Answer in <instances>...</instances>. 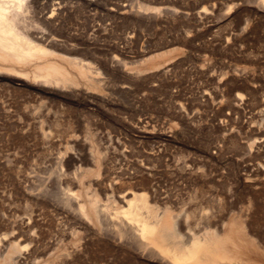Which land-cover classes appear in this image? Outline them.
I'll use <instances>...</instances> for the list:
<instances>
[{
	"label": "rangeland",
	"instance_id": "1",
	"mask_svg": "<svg viewBox=\"0 0 264 264\" xmlns=\"http://www.w3.org/2000/svg\"><path fill=\"white\" fill-rule=\"evenodd\" d=\"M122 1L118 18L106 17L103 10L94 6L89 8L92 5H82L84 10L82 8L80 12L72 14L73 17H66V21H69L68 31L74 35L61 39L64 46L66 44L69 48L65 46L66 49L62 43H59L58 47V44L48 42L56 47L52 48L57 49L55 54L59 57L74 49L70 56L67 55L69 58H80L79 60L85 62L83 56L87 57L90 62H86L98 69L91 68L88 76H80L76 69L71 67L74 71L70 68L67 58L60 59L54 54L44 57L51 61L49 57H53V61L65 65L68 70L70 68L69 71L75 74L72 75L77 80L73 87L34 86L28 79L15 75L6 77V74L5 77L3 75L4 82L0 80V262L55 264L56 261L63 262V258L68 255L63 263H58L130 264L131 260L120 248L119 256L106 253L105 250L102 252L106 255L98 257V252L105 247V244L98 242L99 228L94 222L91 225H87V222L80 223V216V222L78 218V221L74 219L76 225L81 224L82 227L76 226L73 217H77L76 210L79 206L74 204L77 200L82 201L86 203L87 210L92 211L90 201L93 202L97 198L98 203L102 204L101 207L108 203L118 204L117 207L109 205L113 210L107 209L110 212L116 211L115 208L118 209L121 205L116 198L115 202L113 197L129 189V183L134 182V178L136 182L145 176L137 165L138 161H141L147 167L150 165L147 169L149 174L152 171L150 178L156 179V186H159L161 193L166 196L167 202L165 199L161 202V210L165 206L164 202L170 204L179 219H184L180 220L184 225L183 232L185 227L188 236V232L203 234L207 230L215 229L229 231L232 223L240 221L244 224L247 237L253 240L247 248V259L232 264H264V133L260 132V128L264 129L263 16L256 15L259 14L256 7L251 6L248 0H243V4L241 0H237L240 3L235 0H148L152 4H145L146 0L142 3L141 0ZM122 3L130 5L133 9H136L138 4V9L144 7L146 11L151 10L148 13L153 17L158 15L157 12L159 15L161 13L154 7L161 8L163 12L155 18H151L149 14L151 19L148 15L145 19V16L141 17L140 12V16L137 15L135 10L124 11ZM203 5L208 9L206 11L203 7L206 14L200 11ZM230 5L234 6L231 11L236 17H229L231 20L225 19ZM209 10L213 12V16ZM241 12H244V15ZM220 14L224 15V21ZM198 17L201 20H198ZM258 18L263 21L259 22ZM216 23L220 25L217 26ZM247 23H250V30L245 27L248 31L244 28ZM216 29H219L218 32ZM239 30L240 33L243 30L247 33H239L236 36ZM191 35L196 38L193 39ZM60 44L67 51L61 50ZM75 46L82 53L78 52ZM242 50L243 53L240 52ZM238 92L243 94L242 99L237 98ZM50 132L52 136H48ZM43 134H47L49 141H46V135L42 136ZM49 152L50 154H47ZM51 152L55 155H51ZM69 152L77 153L76 155L80 152L79 159L81 155V158L83 157L79 160L80 164L75 163L77 167L70 165L72 170L59 162V157H63L59 154L66 156L71 154ZM91 152L94 154L92 159L89 158ZM86 153L90 154L86 157ZM36 156L41 159L37 160ZM51 159H54V164ZM89 159L91 160L87 161ZM46 161L47 165L52 166L45 165ZM30 165H34V168L30 169ZM62 166L65 171L70 169L68 173L71 172V175H74L72 171L79 167V177L78 181L64 179L67 185H70H63V181L62 188H58V185L52 182L55 179L52 177L57 178L63 172L57 174L59 167L63 169ZM131 166L134 167L131 169ZM28 168L35 169L36 174L33 170L32 174L37 175L36 185L43 182L42 188H51L49 190L46 187L52 195L47 194V197L50 196L52 201L27 195L23 183L24 174L31 173ZM42 174L44 177L46 175L45 179ZM116 175H119V179ZM128 176L130 177L127 178ZM109 179L118 183L114 184L113 189L107 190L105 186L110 182ZM51 184L54 187L56 185L57 189ZM70 186L74 189H69ZM65 189L67 192L71 190L73 195L77 193L74 196L69 195L71 199L68 203L76 208V216L70 205L64 206L62 202L60 205L62 198L59 195L61 191H66ZM77 196L80 198L76 199ZM53 200L59 201L62 210ZM41 206L43 213L39 209ZM48 208H52L55 213L52 211V215ZM79 210L81 213V209ZM28 213L35 214L36 220L32 221L31 229L37 232L31 230L32 233H29L23 223L28 221ZM39 213L42 218H37ZM57 218L60 220L56 221ZM57 223H60L59 227H56ZM61 224L71 227L73 225L77 229L75 228V231L72 227L71 231L70 227H61ZM54 229L58 233L53 231ZM29 234H32L31 237ZM57 234H61L62 238L60 235V238H57ZM38 235L41 242L37 239L38 242L33 241ZM28 238L33 242L29 241L30 244H27ZM56 238L58 242L54 241ZM34 248L37 250L34 251ZM24 251H32L31 257L34 260L30 257L29 263H24L21 259V255L26 253Z\"/></svg>",
	"mask_w": 264,
	"mask_h": 264
},
{
	"label": "bare ground",
	"instance_id": "2",
	"mask_svg": "<svg viewBox=\"0 0 264 264\" xmlns=\"http://www.w3.org/2000/svg\"><path fill=\"white\" fill-rule=\"evenodd\" d=\"M120 1V3H119ZM121 1L122 0H0V76L3 77L4 74H6V77H9L11 75H15V76H18L20 77L21 79L24 78V79H28L34 86H37V85H45V86H49V87H60V88H69V87H73V85L77 84V80L76 78L74 77L75 74L71 73L72 71H69L71 67H73L74 69H76L78 71V74L80 76H88L89 73H90V69L91 68H95V66L93 67L92 65L90 66L86 60H87V57L84 58L83 56V59H86L85 62L83 60H79L80 58H69L68 56L71 55V52L73 53V50L69 51L70 53L69 54H64V55H61L60 57H63V58H67L68 61L65 59V61H67V63H70V68L68 70V67H66L65 65L63 64H58L57 61H53V57H49L51 60H46V56L48 55H56L55 54V51L57 49L54 50V48L52 47H55L54 45L52 46V44H49L48 42L50 43H55V44H58V47H59V43H62L63 44V38L62 37H70L74 34H71L69 31V29L67 28V25H68V20L66 21V17L69 18V15L72 16V14L74 13H78L80 12V10L83 8V10L85 9V5L87 4L88 6L89 5H92V6H89L90 7H95L96 9H100V10H103L105 13H106V17L107 16H111L109 18H112V16H118L119 15V8H120V4H121ZM125 1V0H124ZM132 1V0H131ZM143 0H141V3H142ZM147 2H145V4H148L149 1L151 0H146ZM237 0H235L236 2ZM123 2V1H122ZM135 2V1H134ZM138 1H136L135 3H137ZM156 2V1H155ZM154 2V3H155ZM161 2V1H160ZM238 2V1H237ZM249 4L251 6H255L256 7V12H258L259 14L256 13V15H260V16H263L262 18L264 19V0H248ZM124 3H127V2H124ZM122 3V5L124 4ZM151 3V2H149ZM157 3V2H156ZM159 3V2H158ZM234 3V1H233ZM240 3V1L238 2ZM241 3L243 4V0H241ZM129 4V2H128ZM128 4H125L123 5V9L124 11H130L132 12L133 10H135V12H138L137 15L139 14L140 16V13H141V17L145 16V19H146V16L148 15V18H150V16H152L151 13H148V11H146L145 9H143L144 7H139L138 9V4H137V7L136 9H133V8H130ZM132 4V2L130 3ZM144 4V5H145ZM152 4V3H151ZM232 4V3H231ZM236 4V3H234ZM240 4V5H242ZM246 4V3H244ZM248 4V6H249ZM82 5H84V7H82ZM86 5V6H87ZM120 5V6H119ZM133 5V4H132ZM136 5V4H135ZM140 5V4H139ZM239 5V4H237ZM141 6V5H140ZM151 6V5H150ZM156 6V5H154ZM153 6V7H154ZM204 6L206 5H203L201 7V10L200 8H197L199 9L200 11H204ZM232 6V5H230ZM229 6V11L227 10V15L225 16V19H230L232 16H233V13L231 10H234V6L230 7ZM204 7V8H203ZM243 7V6H242ZM148 8V7H147ZM150 8V7H149ZM156 10H159L161 11L160 15H159V12L158 15L161 16L163 10H161L160 6L158 9V7H154ZM208 8V6H207ZM233 8V9H232ZM240 8V7H239ZM247 8V7H246ZM249 8V7H248ZM138 9V10H137ZM142 9V10H141ZM153 9V8H152ZM203 9V10H202ZM236 9V8H235ZM238 9V8H237ZM251 9V8H250ZM254 10V8H252ZM93 10V9H92ZM99 10V11H100ZM206 10V8H205ZM208 10V9H207ZM206 10V11H207ZM225 10V11H226ZM245 10V9H242V11ZM151 11V10H150ZM149 11V12H150ZM155 10H153L154 12ZM167 11V10H165ZM164 11V12H165ZM198 11V10H197ZM198 11V12H200ZM205 11V12H206ZM210 11V10H209ZM239 11H241L239 9ZM246 11V10H245ZM249 11V10H248ZM251 11V10H250ZM90 12V11H89ZM98 12V11H96ZM101 14L102 11H100ZM129 12V13H130ZM135 12H133V14H135ZM140 12V13H139ZM156 12V11H155ZM154 12V13H155ZM170 12V11H169ZM198 12L196 14H198ZM201 12V13H202ZM203 12V13H205ZM211 12V11H210ZM122 13V12H121ZM128 13V12H127ZM146 13V15H145ZM148 13V14H147ZM153 13V14H154ZM200 13L201 15V18H203L202 14ZM207 13V12H206ZM205 13V14H206ZM209 13V12H208ZM213 12H211V15L213 16L212 14ZM236 13V11H235ZM242 14L244 12H241ZM239 13V14H241ZM255 13V12H254ZM98 14V13H96ZM131 14V13H130ZM144 14V15H143ZM150 14V16H149ZM204 14V15H205ZM210 14V13H209ZM237 14V15H239ZM247 14V13H246ZM250 14V13H249ZM100 15V14H99ZM105 15V14H103ZM132 15V14H131ZM130 15V16H131ZM136 15V14H135ZM157 15V14H156ZM157 15V16H158ZM187 16H189V14L186 13ZM199 15V14H198ZM222 14H220L221 16ZM236 15V14H235ZM244 15V14H243ZM78 16V15H77ZM133 16V15H132ZM138 16V17H139ZM155 16V17H157ZM185 16V17H187ZM196 16V15H195ZM209 16V15H208ZM211 16V17H212ZM216 16V15H215ZM242 16V15H241ZM251 16V15H250ZM75 17V15H74ZM101 17H103L101 15ZM134 19L135 16H133ZM132 17V18H133ZM137 17V16H136ZM155 17H151V18H155ZM192 17V16H191ZM197 17V16H196ZM230 17V18H229ZM234 17V16H233ZM232 17V18H233ZM239 17V16H238ZM249 17V15H248ZM247 17V18H248ZM252 17H254L252 15ZM257 17V16H256ZM79 18V17H78ZM118 18V17H117ZM131 18V17H130ZM140 18V17H139ZM150 18V19H151ZM188 18V17H187ZM200 17H198L197 19L201 20ZM205 18V17H204ZM219 18V16H218ZM217 18V19H218ZM224 18V15H222L221 19ZM236 18V17H234ZM242 18H244L242 16ZM246 18V19H247ZM255 18V17H254ZM190 19V18H189ZM245 19V20H246ZM259 19V18H258ZM203 20V19H202ZM216 20V19H215ZM223 20V19H222ZM231 20V19H230ZM253 20V19H252ZM224 21V20H223ZM226 21V20H225ZM247 21V20H246ZM263 21V20H261ZM260 19H259V22H261ZM198 22V21H197ZM201 22V21H200ZM220 22V21H219ZM229 22V21H227ZM231 22V21H230ZM250 22V21H248ZM232 23V22H231ZM226 23L224 22L223 25H225ZM228 24V23H227ZM230 24V23H229ZM248 25H244V28L248 26H250L249 24L250 23H247ZM217 26H219L217 23H216ZM222 25V24H221ZM215 26V25H213ZM215 26V27H217ZM101 27V26H100ZM98 27V28H100ZM218 28V27H217ZM221 28V27H220ZM243 28V27H242ZM245 28L246 31H248V29ZM102 28H100L101 30ZM240 29V28H239ZM69 30V31H68ZM186 30V29H185ZM184 30V34L186 35L187 32ZM217 30V29H216ZM215 30V31H216ZM219 30V29H218ZM217 30V32H218ZM250 30V29H249ZM190 31V30H189ZM246 31L243 30V32L247 33ZM242 32V33H243ZM75 33V32H73ZM191 33V31L189 32ZM240 33V30L238 33H236V36L237 34ZM240 33V34H242ZM249 33V32H248ZM235 34V33H234ZM232 35V33H231ZM189 36V35H187ZM186 36V38H187ZM193 36V35H191ZM230 36V35H229ZM234 36V35H233ZM77 37V34L75 36V38ZM106 37V36H105ZM240 37V36H239ZM238 37V38H239ZM63 40H62V39ZM74 38V37H72ZM189 38V37H188ZM192 38V37H190ZM189 38V39H190ZM196 38L193 36V39ZM227 38H228V35H227ZM226 38V39H227ZM241 38V37H240ZM67 39V38H66ZM65 39V43H66V40ZM235 39V37L233 38ZM232 39V40H233ZM62 40V42H61ZM69 40V39H68ZM70 40H72L70 38ZM75 40V39H74ZM231 38H229L228 41H230ZM236 41V40H235ZM225 42V41H224ZM51 48H49V46H47L48 44ZM226 43V42H225ZM224 43V44H225ZM62 44H60L61 46V50L65 49L66 47L69 48V46H63L65 47H62ZM74 44V43H73ZM232 44V43H230ZM69 45V44H67ZM71 45V44H70ZM75 45V44H74ZM73 45V47H74ZM57 46V45H56ZM72 47V48H73ZM77 47V46H75ZM56 48V47H55ZM71 48V47H70ZM67 49V48H66ZM65 49V50H66ZM76 49V48H75ZM81 49V48H80ZM60 50V51H61ZM64 50V51H65ZM69 50V49H68ZM77 50L78 47H77ZM76 50V51H77ZM245 50V49H244ZM60 51H57V52H60ZM67 51V50H66ZM74 51V52H76ZM62 52V51H61ZM78 52H81V50H79ZM240 52H244L243 50L240 51ZM247 53V52H246ZM80 54V53H78ZM250 54H251V51H250ZM68 55V56H67ZM84 55V54H82ZM86 55V53H85ZM59 57V55H56V57ZM76 57V55H74ZM80 56V55H79ZM45 57V58H44ZM54 56V59L56 58ZM57 57V58H58ZM59 57V58H60ZM78 57V56H77ZM82 57V56H81ZM90 57V56H89ZM45 59V60H44ZM48 59V58H47ZM61 59V58H60ZM116 59V58H115ZM119 59V58H117ZM59 63H60V60H58ZM64 62V59L62 60ZM88 61V60H87ZM90 62V61H88ZM30 65H32L31 67H29ZM35 65V67H34ZM67 65V64H66ZM69 66V65H68ZM72 69V68H71ZM72 69V70H74ZM96 69V68H95ZM94 69V70H95ZM98 70V69H96ZM75 71V70H74ZM74 76H73V75ZM9 75V76H7ZM14 76V77H15ZM0 78V80L2 81L5 77L3 78ZM18 77H15V78H18ZM19 78V79H20ZM78 78V77H77ZM12 79V78H11ZM20 79V80H21ZM27 80V81H28ZM0 81V82H1ZM24 81V80H23ZM4 82V80L2 81ZM17 82V81H16ZM20 82V81H19ZM7 83V82H5ZM21 83V82H20ZM23 83V82H22ZM3 84V83H2ZM4 85V84H3ZM24 85V83H23ZM237 98L238 99H242L243 98V94L240 92H238L237 94ZM262 127V126H261ZM260 128V126H259ZM258 128V129H259ZM263 128H260V132L261 133H264L262 132ZM259 131V130H258ZM257 131V132H258ZM46 133V131H45ZM259 133V132H258ZM260 133V134H261ZM50 134V135H49ZM48 134V136H52V133L50 132ZM46 135V138L47 140L46 141H49L48 140V137H47V134ZM44 134L42 136H45ZM57 139V138H56ZM55 140V139H54ZM59 140V139H58ZM76 140V139H75ZM110 140V139H109ZM52 141V140H51ZM50 141V142H51ZM61 141V140H60ZM58 141V142H60ZM77 141V140H76ZM75 141V142H76ZM119 141V140H118ZM56 142V141H55ZM111 142V141H110ZM117 142V141H116ZM46 143V142H45ZM44 143V144H45ZM63 143V142H61ZM78 143V142H77ZM119 143V142H118ZM116 143V145L118 144ZM111 145V144H110ZM119 146V145H118ZM107 148V147H106ZM111 148V147H110ZM114 148V147H113ZM112 148V149H113ZM116 148V147H115ZM114 148V149H115ZM45 149V148H44ZM44 151V150H43ZM124 152V150H122ZM121 151V152H122ZM41 152V151H40ZM45 152V151H44ZM63 152V151H62ZM72 152V151H71ZM69 152V153H71ZM84 152V151H83ZM122 152V153H123ZM46 153V152H45ZM44 153V154H45ZM74 153V152H72ZM69 154V155H61L59 154L60 156H63V157H59V162L62 163L63 165L66 164L67 166H64V167H68L70 168V165H76L75 163L78 162L79 163V160L82 159L81 156H80V159L78 157V155L76 154ZM116 153V152H115ZM114 153V154H115ZM121 153V154H122ZM42 154V153H41ZM40 154V155H41ZM43 154V156H44ZM47 154H50L47 153ZM54 154V153H53ZM52 152H51V155H53ZM83 154V153H82ZM87 154L89 155L90 153H86V157H87ZM118 154V153H116ZM115 154V155H116ZM38 154V156H40ZM46 155V154H45ZM50 155V156H51ZM55 155V154H54ZM42 156V157H43ZM58 155H56L57 157ZM84 156V155H83ZM84 156V157H85ZM91 156H94V154H92L91 152V155L89 158L92 159ZM122 156V155H121ZM120 156V157H121ZM45 157V156H44ZM43 157V158H44ZM53 157V156H51ZM55 157V159H56ZM116 157V156H115ZM123 157V156H122ZM127 157V156H126ZM30 158V157H29ZM37 158V156H36ZM34 158V160L36 159ZM40 157L37 158V160L39 159ZM42 158V160H44ZM54 158V157H53ZM150 158V157H149ZM41 159V158H40ZM87 159V158H86ZM91 159L87 160V161H90ZM31 160V158H30ZM29 160V161H30ZM46 160V159H45ZM52 160V159H51ZM54 160V159H53ZM51 161L52 163L54 161ZM119 160V158H118ZM140 160V159H139ZM142 160V159H141ZM48 161V159H47ZM46 161V164L47 165V162ZM50 161V159H49ZM134 161V160H133ZM144 161V160H142ZM150 161V160H149ZM27 162V161H26ZM31 162V161H30ZM29 162V163H30ZM56 162V161H55ZM58 162V163H59ZM74 162V164L72 163ZM94 162V161H93ZM118 162V161H117ZM43 163V162H42ZM91 163V162H90ZM134 165L135 162H132ZM28 164V163H27ZM54 164V163H53ZM81 164H82V161H81ZM85 164V163H83ZM89 164V163H87ZM29 165V164H28ZM51 165V163H50ZM60 165V164H59ZM86 165V164H85ZM138 167L145 173V176L140 178V180H136L135 182V178H134V182H130V187L129 189L127 190H123V192H121L119 195H117V197H113L114 198V201L117 199V202L121 205L118 209L115 208L116 211H111L110 210H113V208H109L111 204H113V207L115 205V203H111V204H106L104 206L103 204V208L100 206L102 204H100L101 202L98 203V200L97 198H95L96 200L91 202L92 203V211L90 210H87V208L85 207L86 206V203L84 204V202L82 203V201L80 202L79 200L78 203L76 201L77 198H80L79 196H81V194L79 196L76 197L75 199V203L74 205H76L77 207L79 206L78 210H76L75 207H72L71 206V203H69L70 201V197L69 195H73L71 194V190L67 192L66 191H61L59 197L62 198V200L60 201V205H61V202L62 204L65 205H70V209H75L76 211H78L77 213V217H73L76 218V220L78 221L79 217H81L82 219V222H80L81 220L79 219V222L80 223H85L87 222V225H91L93 224H96L98 226V235H99V238H98V242L101 243V245H104L105 244V247L102 248L101 251L98 252V257H103L106 255V253L110 252L116 256H119V248L121 251L124 252V254L131 260L130 261V264H232V263H235V262H238V261H244L245 259H247L246 257V254H247V248L249 247V245L252 244V240L251 238L247 237V235L245 234L244 232V224H242L240 221V223H236V221L234 223H232L231 225V229L229 231H224V230H219V229H215V230H207L205 233L203 234H194V233H190V236H188V234H186V228L185 227L184 231L186 232H183V229L182 227L184 226L182 224V219L180 218L179 219V215H177L176 213L173 212V210L171 209L170 207V204L168 203H165V206L166 208H160V204L161 202L165 201V194L163 195V193H161L160 191V187L156 186V183L154 182L155 180L152 179V177L150 178V174L148 173V168L150 165H148V167L146 166L145 163L141 162V161H138ZM37 166V165H36ZM42 165H40V168ZM44 166V165H43ZM49 166V164L47 165ZM52 166V165H51ZM49 166V167H51ZM58 166V165H56ZM78 165H76L77 167ZM88 166V165H86ZM34 168V165L31 166L30 165V169L31 168ZM48 167V168H49ZM62 166V170L60 169V167L58 168V172L57 174H59V172H62L59 174V176L56 178V177H52V178H55L53 179L52 182L56 183V185H58V188H60L61 186L63 185H67V182L64 181V179H69V180H77L78 177H79V167L76 168L74 171H72V173L74 175H71V172L68 173L69 170H64V168ZM132 167L134 166H131V169ZM27 168V166H26ZM53 168V167H52ZM56 168V167H54ZM83 168V167H82ZM29 169V168H28ZM29 169V170H30ZM36 169V167H35ZM35 169L33 170V173L36 174L34 171ZM39 169V165H38V168ZM46 169V167H45ZM45 169H42L45 171ZM60 169V171H59ZM130 169V168H129ZM134 169V168H133ZM137 169V168H136ZM32 170L31 173H27V174H24L25 177H24V183H23V187H24V190L25 192L27 193V195H34L36 196L37 198H47L49 199L50 201L51 198L50 196L51 193L48 192L47 189H51L48 187L46 189L45 188H42L41 186V182L39 185H36V179H37V175H33L32 174ZM47 170H52V169H47ZM72 170V169H71ZM84 170V169H83ZM82 170V171H83ZM86 170V169H85ZM54 172H56L55 170H53ZM122 171V170H121ZM125 171V169H124ZM122 171V172H124ZM150 171V169H149ZM261 170H259L260 172ZM40 172H42L40 170ZM121 172V174H122ZM126 172V171H125ZM130 172V171H129ZM127 171V173H129ZM142 172V174H143ZM25 173V172H24ZM46 173V172H45ZM81 173V171H80ZM108 173V172H107ZM110 173V172H109ZM113 173V171H112ZM114 173L116 174V171L114 170ZM133 173V172H131ZM130 173V175H131ZM261 173V172H260ZM39 174V173H38ZM119 174V173H118ZM23 175V176H24ZM135 175V174H134ZM137 175V174H136ZM42 178L45 179V177L43 176V174L41 175ZM52 176V174H51ZM84 176V175H83ZM82 176V177H83ZM103 176V175H102ZM101 176V178H102ZM114 176V175H113ZM133 176V175H132ZM131 176V177H132ZM140 176V175H138ZM263 176V174H262ZM40 177V176H38ZM104 177V176H103ZM115 177V176H114ZM116 177H118L119 179V175ZM126 177V176H125ZM130 176H128L127 178H129ZM135 177V176H134ZM141 177V176H140ZM52 178L50 180H52ZM81 178V177H80ZM107 178V177H105ZM155 178V177H153ZM251 178V177H249ZM253 178H257V177H253ZM261 177H259L260 179ZM23 179V178H22ZM41 179V177L39 178ZM115 179V178H114ZM114 179H112V181L110 180L109 183L106 184V189L107 190H110V189H113L114 187V184L115 183H118V181H115ZM121 179V178H120ZM132 178H130L131 180ZM252 179V178H251ZM250 179V181H251ZM48 179V181H50ZM106 180V179H105ZM108 180V181H109ZM123 180V179H122ZM254 180V179H253ZM43 181V180H42ZM66 183L64 184L63 183ZM78 181V180H77ZM133 181V179H132ZM36 182V183H35ZM70 182V181H69ZM72 182V181H71ZM80 182H81V179H80ZM102 182V181H101ZM100 182V183H101ZM127 182V180H126ZM49 183V182H47ZM63 183V185H62ZM74 183V182H72ZM77 183V182H75ZM120 183V182H119ZM53 184V183H52ZM51 184V185H52ZM82 184V182H81ZM124 184V183H123ZM128 184V183H127ZM47 185V184H46ZM50 185V184H48ZM55 185V187H56ZM70 185V184H69ZM67 185V186H69ZM74 185V184H73ZM53 186V185H52ZM72 186V185H71ZM70 186V187H71ZM116 186V185H115ZM129 185H127L128 187ZM54 187V186H53ZM52 187V189H54ZM66 187V186H64ZM63 187V188H64ZM72 187H75V186H72ZM69 188V189H74V188ZM126 188V186H124ZM122 187V188H124ZM62 188V187H61ZM67 188V187H66ZM45 189L47 190L45 192ZM57 189V188H55ZM68 189V190H69ZM24 192V193H25ZM48 192V193H47ZM78 192V191H77ZM107 192V191H106ZM47 194H50V196L47 197ZM56 193H54L55 195ZM59 194V193H58ZM75 194H77L75 192ZM74 194V195H75ZM93 194V193H92ZM95 194V193H94ZM93 194V195H94ZM53 195V196H54ZM73 195V196H74ZM32 196V197H34ZM58 197V196H56ZM58 197V199H59ZM30 198V197H29ZM116 198V199H115ZM35 199V198H34ZM38 199V200H39ZM55 199V197L53 198ZM165 199V200H164ZM30 200V199H29ZM33 200V198H32ZM37 200V201H38ZM42 200V199H41ZM40 200V201H41ZM54 201V200H53ZM74 201V200H73ZM72 201V202H73ZM46 202V201H45ZM54 202H57V204L59 205V201H54ZM80 202V203H79ZM116 202V201H115ZM167 202V200H166ZM39 203V201H38ZM49 203V202H48ZM74 203V202H73ZM89 203V204H90ZM42 204V203H40ZM54 204V203H53ZM52 204V205H53ZM55 204V205H57ZM79 204V205H78ZM167 204V205H166ZM39 205V204H38ZM59 205V209L61 208ZM91 205V204H90ZM108 205V208H106V206ZM118 205V204H117ZM117 205H115V207H117ZM51 206V204H50ZM55 207V206H54ZM162 207V206H161ZM31 208V207H29ZM42 206L39 208L41 210ZM57 208V209H58ZM63 208V207H62ZM50 210V212L52 213L53 209L51 208H48ZM56 209V211H58ZM69 209V211H70ZM81 209V213H80V210ZM90 209V208H89ZM107 209H110V210H107ZM33 210V209H32ZM62 210V209H60ZM65 210H68V209H65ZM74 210V211H75ZM35 211V209H34ZM42 213H43V210H41ZM73 213H75V216H76V211ZM38 212H40L38 210ZM54 212V211H53ZM66 213V211H64ZM36 213V212H35ZM55 213V212H54ZM59 213V211H58ZM63 213V212H62ZM69 213V212H68ZM30 214L29 218H28V221H26V217H24V220L26 222H23L26 224V228H28L27 231H29V233H32V232H37V231H33L31 228H32V221L36 220V217H35V214L34 215H31V213H28ZM37 214V213H36ZM60 214V213H59ZM58 214V215H59ZM39 215V216H38ZM37 215V218L40 217L42 218L40 215L41 213H39ZM53 215V213H52ZM62 215V214H61ZM28 216V215H27ZM56 216V215H54ZM73 216V215H72ZM57 217V216H56ZM64 217V216H63ZM78 218V219H77ZM59 218L55 219L56 221L58 220ZM61 219V217H60ZM59 219V220H60ZM64 219V218H63ZM67 219V218H66ZM69 219V217H68ZM23 220V219H22ZM181 220V221H180ZM184 220V219H183ZM187 220V219H186ZM185 220V221H186ZM56 221L54 224H56ZM75 221V219L73 220ZM72 221V222H73ZM40 222V221H39ZM60 222V221H58ZM70 223H72L70 220H69ZM68 222V223H69ZM78 222V223H79ZM62 223V222H61ZM65 223V222H63ZM89 223V224H88ZM188 223V221H187ZM185 223V224H187ZM225 223V222H224ZM60 224V223H59ZM59 224L57 223L58 226L56 227H59ZM66 224V223H65ZM63 224V226L65 225ZM74 224V222H73ZM189 224V223H188ZM24 225V224H23ZM35 225V224H34ZM33 225V226H34ZM37 225V224H36ZM72 225V224H71ZM75 225H76V221H75ZM81 226V224H78ZM76 225V226H78ZM84 225V224H83ZM183 225V226H182ZM40 226V225H39ZM62 224H61V227H63ZM185 226H189V225H185ZM64 227H70V230L72 231L73 229H75L76 227L72 225L73 229H71L72 227L71 226H67L65 225ZM82 227V226H81ZM24 228V227H23ZM54 228H55V225H54ZM85 229V227H83ZM35 229H36V226H35ZM51 229V228H50ZM61 229V228H59ZM58 229V230H59ZM77 229V228H76ZM75 229V231H76ZM189 229V228H188ZM24 230V229H23ZM26 230V229H25ZM32 230V232H31ZM40 230V229H39ZM42 230V228H41ZM69 230V232H70ZM55 231L56 233H58L55 229L53 230ZM67 231V230H66ZM188 231V230H187ZM51 232V231H50ZM61 231H59L60 233ZM65 232V231H64ZM68 232V231H67ZM55 233V234H56ZM62 233V232H61ZM95 233V232H94ZM97 233V232H96ZM25 234V233H24ZM39 234V233H38ZM52 234V233H51ZM51 234H49L51 236ZM67 234V233H66ZM28 235V233H27ZM26 235V236H27ZM32 234H29V237H31ZM33 235H36V234H33ZM41 235V233H40ZM54 234H52L53 236ZM58 235V234H57ZM60 237H61V234H59ZM56 236L57 238L59 237ZM69 235V234H67ZM66 235V236H67ZM76 235V234H75ZM63 237L65 236L62 235ZM74 236V234H73ZM81 236V235H80ZM40 236L38 235L37 238H34L32 239L33 241L34 240H39ZM59 237V238H60ZM98 237V236H97ZM51 237H49L50 239ZM57 238L54 240L56 241ZM62 238V237H61ZM66 238V237H65ZM36 240V241H37ZM32 243L33 241L27 240V244H30V242ZM40 241V240H39ZM53 241V240H52ZM60 241V239H59ZM38 242V241H37ZM41 242V241H40ZM58 242V240L56 241ZM36 243V242H35ZM52 243V242H51ZM54 243V242H53ZM96 243V241H95ZM34 244V243H33ZM39 244V243H38ZM37 244V245H38ZM52 245V244H51ZM55 244H53V248L55 247L54 246ZM96 245V244H95ZM15 246V245H14ZM13 246V247H14ZM26 246V245H25ZM25 246H24V250H25ZM30 246V245H29ZM36 246V244H35ZM34 247V246H33ZM52 248V247H51ZM96 248V247H95ZM16 249V248H15ZM26 249L28 250L27 246H26ZM251 249V248H250ZM17 250V249H16ZM26 250V251H27ZM34 251L35 248L33 249ZM93 250V249H92ZM106 250V253L102 252V251H105ZM24 251V253L26 252ZM43 251V250H41ZM97 251V250H96ZM31 252L32 251H29L26 252L25 254H22L21 255V259L27 263L28 262V259L31 257ZM72 251H70L71 253ZM11 253V252H10ZM38 253V252H37ZM36 253V254H37ZM74 253V252H73ZM42 254V253H41ZM110 254V255H112ZM43 255V254H42ZM44 255H46V253H44ZM64 253H63V257H64ZM67 255V253H66ZM39 256V257H38ZM38 259H40V254L38 255ZM69 256L71 257V255L69 254ZM36 257V255H35ZM34 257V258H35ZM60 257V256H59ZM68 258V255L67 257L65 256V258H63V262H64V259H67ZM106 258V257H105ZM31 259H33L31 257ZM30 259V261H31ZM36 259V260H38ZM58 259V258H57ZM92 260L93 257H91ZM96 259V258H95ZM98 259V258H97ZM249 259H254L252 257H249ZM34 260V259H33ZM31 261V262H34V261ZM60 260V258H59ZM102 260V259H100ZM104 260V259H103ZM62 261V259H61ZM66 261V260H65ZM128 261V260H127ZM55 262V261H54ZM60 262V261H58ZM56 261L55 264H60V263H63V262H60L58 263ZM102 262V261H100ZM96 263V262H95ZM0 264H2L0 262ZM39 264V263H38ZM48 264H51L50 262ZM92 264V263H91Z\"/></svg>",
	"mask_w": 264,
	"mask_h": 264
}]
</instances>
